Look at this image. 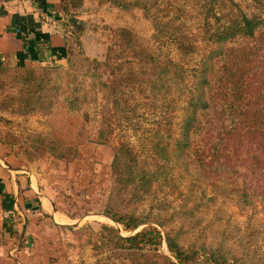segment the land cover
I'll list each match as a JSON object with an SVG mask.
<instances>
[{"label":"trees","instance_id":"trees-1","mask_svg":"<svg viewBox=\"0 0 264 264\" xmlns=\"http://www.w3.org/2000/svg\"><path fill=\"white\" fill-rule=\"evenodd\" d=\"M72 1L61 0L60 10L68 18L67 24L82 33V24L72 18L70 11L79 4L69 7ZM112 3L126 9L128 5L125 4H146V1L112 0ZM259 6L262 12L256 16L244 12L230 13L226 24L216 30L206 24L204 33L209 35L206 42L210 49L189 83L182 68L169 61L160 64L152 60L149 67L139 58H148L149 54L136 50L130 32L118 29L113 31V36L121 37L125 46L117 55H111L114 50H108L104 63L83 58L82 50L72 53L73 48L66 42L59 51L66 61L65 68L0 67V88L7 85L19 88V102L25 112L46 113L47 121L52 122L51 131L39 142L40 148L36 152L46 151L58 160L76 159L78 148L85 144L110 143L114 134L112 122L116 116L122 114L124 119H129L126 117L129 106L124 99V89L138 91L153 105L171 104L170 114L162 117L166 125L148 134L149 153L155 157L153 166L144 164L139 167L137 155L127 144H121L114 152L110 165L114 184L102 214L121 226L123 231L134 232L151 223L147 218L136 216L132 210L126 212L128 206L153 199L155 186L157 191H174L184 180L190 183L183 195L185 207L194 201L195 190L203 184L212 188L214 198L220 196L230 200L240 212L258 203L264 216V186L256 188L249 182L256 167L252 166L250 171L240 164L223 160L231 154L233 140L239 142L241 129L247 136H259L260 149L264 151V4ZM144 10L147 11V6ZM187 14L190 15L177 8L171 22L152 19L155 35H165L169 27L187 29ZM188 35H191L189 30ZM251 40L260 44L250 46ZM173 41L183 54L194 52L187 34H181ZM26 46L28 50L33 49L29 42ZM75 46L79 50L80 42L76 41ZM127 49L140 59L144 67L137 71H123L118 67V70L113 69L112 77L102 80L101 69H110V62L123 57ZM249 56L252 60L242 62ZM99 93L105 99L103 104L98 103ZM176 100L185 104L177 125V137H172L169 131L174 119L171 113L176 111L172 105ZM251 158L257 161L258 156L252 154ZM190 211L193 213L194 209ZM175 215L158 216L165 220L161 218L163 222L156 220L153 223L159 228L166 227L174 221ZM259 227L255 239L262 238L264 245V224ZM180 236L181 229L165 232L161 238L175 264H247L251 259L244 238L233 242L234 236L223 229L219 235L212 236L209 244L204 241L185 246ZM98 237L101 245L95 244L93 249L107 246L113 250V257L124 256L121 252L131 256L146 246L160 243V240L156 241L160 239L159 232L152 228L124 238L117 229L102 226ZM165 259L173 264L170 259Z\"/></svg>","mask_w":264,"mask_h":264},{"label":"rangeland","instance_id":"rangeland-1","mask_svg":"<svg viewBox=\"0 0 264 264\" xmlns=\"http://www.w3.org/2000/svg\"><path fill=\"white\" fill-rule=\"evenodd\" d=\"M133 1L128 0L129 3ZM145 1L146 4H125L128 8L122 9L113 4L112 0H73V4H68L69 7L79 5L75 9H70L71 16L82 24L83 31L77 33L72 25L67 24L66 30L69 33L66 41L69 47L73 48L72 53L82 50L83 58L104 63L108 50L109 52L111 49L114 50L111 55H117L125 46L121 37L113 36L114 30L124 29L133 35L136 50L149 54L148 58L139 57L146 61L149 67L152 66V60L160 64L169 61L182 68L186 82L189 83V79L193 78L210 49L206 42L209 35L204 33L206 24H209L211 30H216L219 26L226 24V17L230 13L244 12L249 16H256L262 12L259 4H264V0ZM177 8H182L184 13H190L185 20L187 29L179 27L173 30L169 27L165 35H155L152 19L156 18L159 22H171L170 19ZM65 19L68 22V18ZM188 30L191 35H188ZM181 34L189 36L194 52L185 55L178 51L173 38L179 39ZM76 41L80 42L79 50L75 46ZM248 44L258 46L260 42L251 40ZM125 52L123 57L110 62V69L106 70L105 67L101 69L102 80L112 77L113 69L118 70V67L123 71L129 69L137 71L144 67L140 59L134 57L128 49ZM53 58V63L46 62V66L36 65L26 68H65L64 57L51 55V59ZM243 60L242 62L247 60L249 62L252 56ZM10 86L0 88V152L9 165L32 168L43 189H48L56 209L77 222L74 227L67 230H61L56 234L51 232L46 234L48 240L46 254L42 255V258L38 257L39 263L171 264L165 259L168 258L175 264L176 261L161 240L165 232H176L181 229L180 241L188 246L193 242L200 244L205 241L209 244L212 236L219 235L223 229L234 236L233 242L238 238H244V242L248 244L247 253L251 256L247 264H264L262 238L255 239V234L260 231L259 226L264 224L260 205L256 203L253 208L240 212L230 200L220 196L214 198L210 186L199 185L194 193L195 202H188L186 207L183 203V195L188 190L190 184L188 180H184L179 189L174 191L169 189L157 191L158 188L155 186L156 194L153 199L128 206L126 210V212L132 210L136 216L151 221L134 232L123 231L121 226L114 224L102 214L114 184L110 165L115 150L121 144H127L137 155L139 167L144 164L153 166L155 157L149 153L148 134L155 128H163L166 125L162 117L164 114H170L172 110L170 103L153 105L138 91L124 89V99L129 106L126 117L129 119H124L122 114L116 116V120L112 122L114 134L110 143L107 145L85 144L78 148L76 159L58 160L46 151L36 152V149L40 148L39 142L51 131L52 122L47 121L44 112H25L23 105L19 102V88ZM102 96L101 93L97 96L99 104L105 103ZM184 104L182 100H176V103L172 105L176 110L171 113L174 119L169 134L172 137H177V125L180 122ZM238 135L239 142L233 140L231 154L228 159L225 157L223 160H229L227 161L229 164H240L246 170L255 166V174L249 178V182L256 188L263 187L264 151L260 149L262 144L260 137L247 136L243 129ZM252 154L258 156L257 161L251 158ZM192 209H194L193 213L190 211ZM172 214L177 215L166 227L159 228L154 224L156 220L157 222L165 220L158 216ZM102 226L117 229L124 238L152 228L159 232L160 239L156 241L160 240V243L155 246H146L141 252L131 256L121 252L120 254L124 256L113 257V250L108 249L107 246L93 249V245H101L98 234ZM74 228L78 229L74 230ZM236 244L238 245L239 242Z\"/></svg>","mask_w":264,"mask_h":264},{"label":"crops","instance_id":"crops-1","mask_svg":"<svg viewBox=\"0 0 264 264\" xmlns=\"http://www.w3.org/2000/svg\"><path fill=\"white\" fill-rule=\"evenodd\" d=\"M60 9L61 0H0V67L46 66L51 55L61 56L69 32ZM34 174L9 165L0 152V264L44 263L37 259L46 254V234L77 223L56 209Z\"/></svg>","mask_w":264,"mask_h":264}]
</instances>
